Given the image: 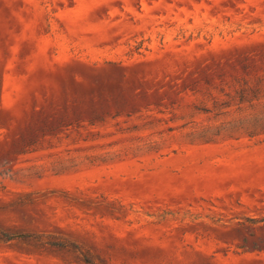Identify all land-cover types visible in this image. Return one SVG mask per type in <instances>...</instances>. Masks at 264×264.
<instances>
[{
	"label": "rangeland",
	"instance_id": "rangeland-1",
	"mask_svg": "<svg viewBox=\"0 0 264 264\" xmlns=\"http://www.w3.org/2000/svg\"><path fill=\"white\" fill-rule=\"evenodd\" d=\"M0 264H264V0H0Z\"/></svg>",
	"mask_w": 264,
	"mask_h": 264
}]
</instances>
